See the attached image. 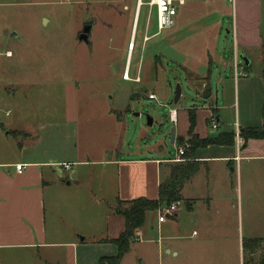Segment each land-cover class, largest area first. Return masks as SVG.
Here are the masks:
<instances>
[{
  "label": "crops",
  "instance_id": "crops-1",
  "mask_svg": "<svg viewBox=\"0 0 264 264\" xmlns=\"http://www.w3.org/2000/svg\"><path fill=\"white\" fill-rule=\"evenodd\" d=\"M185 1L184 5L178 6L176 29L190 27L196 35L189 39H203L206 29H212L211 25L206 27L207 22L214 20L212 23L218 27L225 17H232L235 64L224 63L218 74L212 64L203 69L196 65L190 72L193 74L191 79L201 80L205 89L210 88L214 81L231 86L233 92H238V100L236 97L233 104H225L222 108L213 104L203 107L194 105L183 111L175 126V140L189 141L191 109L197 113L195 134L200 139L234 132L231 128L234 124L226 113L231 107L237 110L236 138L241 129H264V0ZM139 12L138 9L136 19ZM175 26L168 29V42L173 49L186 52L187 47L179 43L174 35ZM148 30L149 23L146 33ZM162 33L157 28L155 36ZM146 37L147 40L151 38L147 33L144 41H147ZM205 49L211 50L208 47ZM240 56L242 61H239ZM74 87L73 91H65L64 97L69 102L66 100L63 112L66 122L79 125L82 119L75 97L78 91ZM52 92L37 97L51 99L55 96ZM70 93H73L74 99ZM43 108V113L49 116L57 113L63 116L61 105L53 103ZM23 111L43 114L41 107H32L19 110L17 118L7 124L0 123V264H100L103 257L117 256L119 249L114 241L125 230V218L114 213V205L118 200H156L159 186L170 175V164L177 157L121 159L117 155L116 139H111V136L104 138L103 143L94 139L95 146L92 144L91 150L86 146L70 147L69 156H65L63 126L41 133L30 120L22 122L26 117ZM8 112L6 118L12 115ZM53 118L58 124L55 116ZM116 119L121 122L119 115ZM16 120L23 124L13 126ZM78 130L82 131L79 127ZM42 134L46 140H41ZM11 136H24L31 150L24 149V144H20L22 149L18 157L2 155L3 145L13 146ZM239 138L241 141L237 138L234 145H208L194 150L193 160L199 163V171L184 185V201H179L177 212L168 215L164 223L159 222L160 217L156 214H150L147 225L136 230L137 240L119 264H137L138 260L145 264V256L138 253L139 244L149 240L153 243L152 231L156 230L159 233L158 244L161 245L162 240L169 263L179 259L178 264H206L205 258L214 256L219 261L226 260L230 245L238 248L242 264L241 245L244 239L262 238L264 241V237L258 234L243 236L240 233L235 236L232 215L235 205L228 200L231 195L227 198L230 193H217L213 190L214 185L206 184L213 170L219 171L217 173L228 184L239 168L243 172L247 163H264V139L254 138L245 142L240 135ZM43 142L45 148H41ZM95 150L96 155L90 153ZM69 163L72 164L70 170H65L63 164ZM23 164L24 171L18 173L17 165ZM202 178L205 180V192L198 193L197 184ZM184 216L193 220L204 236L198 230L187 234L181 222ZM159 251L162 252V247Z\"/></svg>",
  "mask_w": 264,
  "mask_h": 264
},
{
  "label": "rangeland",
  "instance_id": "rangeland-1",
  "mask_svg": "<svg viewBox=\"0 0 264 264\" xmlns=\"http://www.w3.org/2000/svg\"><path fill=\"white\" fill-rule=\"evenodd\" d=\"M148 1L141 0L143 4L136 19L139 0H0V123L16 119L18 111L23 109L38 106L43 113V107L53 103L61 105L63 112L67 100L65 91H73L76 86L75 97L82 119L79 125L66 122L64 112L63 116L62 113L49 116L23 111L26 117L22 122L30 120L41 133L63 126L65 156H69L70 147L86 146L91 150L92 144L95 146L94 139L102 142L111 136L116 139L117 155L121 159L177 157L178 145H172L170 140L172 128L178 125L171 121L172 110H178L179 119L180 113L194 105L213 104L222 108L225 104H233L236 97L238 100V92H233L231 86L214 81L205 89L201 80L191 79L190 72L196 65L203 69L212 64L218 74L224 63L235 64L232 17H225L218 27L212 23L214 20L207 22L206 27L211 25L212 29H206L203 39H189L196 35L190 27L176 29L177 24L174 25L176 31L173 33L178 42L187 47L183 52L170 46L168 30L155 36L156 10L151 13ZM87 22L93 25L89 43L79 41V34ZM148 23L147 33L151 38L144 41ZM127 72L129 81L126 80ZM138 78L141 80L137 81ZM178 86L182 97L175 103ZM209 91L212 94L206 97ZM48 92L55 96L51 99L37 97ZM151 94L157 99H150ZM7 111L12 115L6 118ZM236 112L234 107L226 112L235 133ZM117 115L121 122L117 121ZM149 116L153 118L152 125L147 123ZM22 122L16 120L13 126L22 125ZM88 129L91 131L86 132ZM42 136L41 140H46L44 134ZM11 141L12 147L8 144L1 147L2 155L18 157L22 149L20 144L31 150L24 136H11ZM42 144L41 148H45V142ZM182 147L188 149V141ZM90 153L97 154L96 150ZM242 171L239 168L225 184L219 171L213 170L206 184L214 185L216 192L230 193L227 198L231 195L228 200L235 205L232 214L235 236L242 233L243 236L258 234L264 237V163L249 162ZM200 180L198 193L205 192L206 188L205 180ZM181 209L184 210V206ZM181 222L187 234L200 230L186 216ZM199 232L204 236V232ZM152 233L155 241L139 244L138 248L139 255L145 256V264L180 263L179 259L169 263L162 240L161 245L158 244V231ZM259 245L253 253L255 262L264 257V241ZM241 246V261L247 264L253 247L247 254ZM204 262L240 264L238 248L230 245L226 260L219 261L214 256L206 257ZM137 264L143 263L138 260Z\"/></svg>",
  "mask_w": 264,
  "mask_h": 264
},
{
  "label": "trees",
  "instance_id": "trees-1",
  "mask_svg": "<svg viewBox=\"0 0 264 264\" xmlns=\"http://www.w3.org/2000/svg\"><path fill=\"white\" fill-rule=\"evenodd\" d=\"M196 118V110H189V148L185 150L184 154V159H186V161L170 164V175L160 184L158 198L156 200L138 198L129 202L117 201L118 205L114 213L125 218V230L122 235L114 241L119 249V253L115 257H103L100 264H119L124 256L131 251V246L137 240L136 230L142 229L147 225L148 216L150 214H157L164 207H170L173 203L184 201L182 195V191L185 187L184 185L199 171V163L193 160L195 157L194 150L196 148H206L208 145H234L236 143L237 138L235 132H223V134H219L215 137L200 139L199 136L195 134L197 126ZM239 135L245 142L254 138L264 139V129H241ZM175 144L178 145V147H182L186 142L177 139ZM119 205L125 206V208H119ZM262 242V238L244 239L242 245L244 246V251L248 254L251 252V247H253L254 251ZM253 253H255V251L250 255L251 257L247 260V264H264V257L260 258L259 262H255L253 260Z\"/></svg>",
  "mask_w": 264,
  "mask_h": 264
},
{
  "label": "built area",
  "instance_id": "built-area-1",
  "mask_svg": "<svg viewBox=\"0 0 264 264\" xmlns=\"http://www.w3.org/2000/svg\"><path fill=\"white\" fill-rule=\"evenodd\" d=\"M234 1V0H232ZM186 3L185 0H149L148 5L152 11L156 10V17H157V28L159 32L164 30H168L173 28V26L177 22V13H178V6H182ZM148 37L145 38L147 40ZM131 78L129 77V73H126V80L129 81ZM141 79L138 78L137 81ZM150 99H157L155 94L150 95ZM171 121L176 124L178 121V110L171 111ZM238 141L240 142L239 132L237 133ZM185 148L181 147L177 150V159L174 162H179L184 160ZM239 160V158H237ZM72 164H63L65 170H70ZM18 173H22L25 169V165H17ZM179 202L173 203L170 207H164L159 212V222L164 223L166 221L167 216L171 214H175L178 210Z\"/></svg>",
  "mask_w": 264,
  "mask_h": 264
},
{
  "label": "water",
  "instance_id": "water-1",
  "mask_svg": "<svg viewBox=\"0 0 264 264\" xmlns=\"http://www.w3.org/2000/svg\"><path fill=\"white\" fill-rule=\"evenodd\" d=\"M139 11H140V8L143 4V2H141V0H139ZM93 29V25L92 24H87L84 26L81 34H80V37H79V41H83L85 43H89L90 42V33ZM244 61H246L244 58H243ZM182 90H181V87L178 86L177 89H176V97H175V103H177L181 97H182ZM210 91L208 92V94L206 95V97H209L210 96ZM147 123L148 125H152L153 124V118H151L150 116L148 117V120H147ZM176 131H177V127H173L171 132H170V140H171V144L172 145H175L176 143Z\"/></svg>",
  "mask_w": 264,
  "mask_h": 264
},
{
  "label": "flooded vegetation",
  "instance_id": "flooded-vegetation-1",
  "mask_svg": "<svg viewBox=\"0 0 264 264\" xmlns=\"http://www.w3.org/2000/svg\"><path fill=\"white\" fill-rule=\"evenodd\" d=\"M87 24H91V23H88V22H87L85 25H87ZM85 25H84V26H85ZM83 28H84V27H83ZM82 30H83V29H82ZM81 32H82V31H81ZM80 34H81V33H80ZM80 34H79V35H80ZM90 36H91V35H90ZM79 37H80V36H79Z\"/></svg>",
  "mask_w": 264,
  "mask_h": 264
}]
</instances>
